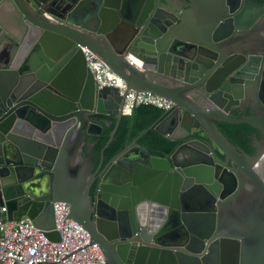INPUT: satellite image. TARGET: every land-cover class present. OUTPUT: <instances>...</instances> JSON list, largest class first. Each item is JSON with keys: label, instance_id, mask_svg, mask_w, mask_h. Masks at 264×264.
I'll return each mask as SVG.
<instances>
[{"label": "water", "instance_id": "water-1", "mask_svg": "<svg viewBox=\"0 0 264 264\" xmlns=\"http://www.w3.org/2000/svg\"><path fill=\"white\" fill-rule=\"evenodd\" d=\"M83 47L125 92L99 86ZM128 90L173 106L105 161ZM113 122L95 166L91 139ZM218 122L255 128V152ZM152 128L178 143L171 153L138 144ZM263 162L264 0H0L10 219L28 217L59 241L53 203L64 201L108 264H264Z\"/></svg>", "mask_w": 264, "mask_h": 264}, {"label": "built area", "instance_id": "built-area-1", "mask_svg": "<svg viewBox=\"0 0 264 264\" xmlns=\"http://www.w3.org/2000/svg\"><path fill=\"white\" fill-rule=\"evenodd\" d=\"M86 63L99 86L117 87L122 93L127 84L93 51L83 47ZM142 67L143 62L131 58ZM151 104L168 110L173 102L149 91L128 90L123 114L131 115L136 106ZM55 229L60 240L49 239L45 230L28 217L10 219L8 209L0 196V264H108L97 243L91 241L90 233L69 218V207L64 201L53 203Z\"/></svg>", "mask_w": 264, "mask_h": 264}, {"label": "trees", "instance_id": "trees-1", "mask_svg": "<svg viewBox=\"0 0 264 264\" xmlns=\"http://www.w3.org/2000/svg\"><path fill=\"white\" fill-rule=\"evenodd\" d=\"M165 114V110L151 104H141L134 108L132 115H124L121 119L117 132L105 150V161L111 159L120 152L126 145L130 135V141L137 138L143 131L156 123ZM115 122V119H113ZM112 125H104L103 132L92 138L94 143L92 159L98 165L101 157V149L108 141L112 130ZM219 130L236 146L243 148L246 152L253 154L255 149L252 144L255 137H260L259 132L248 124H230L218 122ZM138 144L145 147L149 152L156 156H165L171 153L178 145L169 137L163 135L155 128L147 130L138 140ZM94 187L92 188V191Z\"/></svg>", "mask_w": 264, "mask_h": 264}, {"label": "flooded vegetation", "instance_id": "flooded-vegetation-1", "mask_svg": "<svg viewBox=\"0 0 264 264\" xmlns=\"http://www.w3.org/2000/svg\"><path fill=\"white\" fill-rule=\"evenodd\" d=\"M232 114L233 116H245V115H249L250 112H247V111H238V110H235V111H232ZM262 167V171H264V162H263V165H261Z\"/></svg>", "mask_w": 264, "mask_h": 264}]
</instances>
